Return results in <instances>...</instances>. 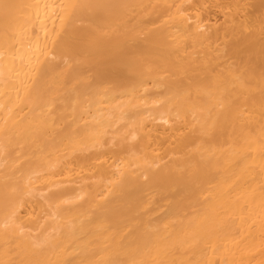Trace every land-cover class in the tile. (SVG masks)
<instances>
[{
	"label": "bare ground",
	"instance_id": "6f19581e",
	"mask_svg": "<svg viewBox=\"0 0 264 264\" xmlns=\"http://www.w3.org/2000/svg\"><path fill=\"white\" fill-rule=\"evenodd\" d=\"M0 264H264V0H0Z\"/></svg>",
	"mask_w": 264,
	"mask_h": 264
}]
</instances>
